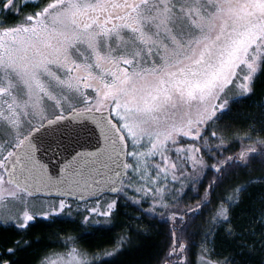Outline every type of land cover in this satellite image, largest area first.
Returning a JSON list of instances; mask_svg holds the SVG:
<instances>
[{"label":"snow or ice","instance_id":"1","mask_svg":"<svg viewBox=\"0 0 264 264\" xmlns=\"http://www.w3.org/2000/svg\"><path fill=\"white\" fill-rule=\"evenodd\" d=\"M258 84L264 0H0V225L18 234L0 264H54L24 237L77 222L70 199L82 232L55 242L99 235L100 250L70 247L63 264H114L159 224L170 244L156 264L197 236L199 264H264Z\"/></svg>","mask_w":264,"mask_h":264},{"label":"trees","instance_id":"2","mask_svg":"<svg viewBox=\"0 0 264 264\" xmlns=\"http://www.w3.org/2000/svg\"><path fill=\"white\" fill-rule=\"evenodd\" d=\"M41 2L43 3V0H41ZM260 95H264V84L257 85V96L259 97ZM244 143L248 142L244 141ZM233 151H239V144L233 149ZM254 175L259 176L260 172L258 171ZM209 178H211V175ZM205 184H207V180H205ZM200 191L203 193V189ZM198 200L199 197H192L191 199L186 197L183 205L194 206ZM73 202L76 203V201ZM245 207L248 209L244 215L245 222L247 221L250 213H255L257 217L259 216L261 204L258 198L246 200ZM121 211L131 212L133 215L140 214L135 208H122ZM73 217L76 218L77 222H58L56 225L51 227H48L43 223H37L36 225L30 227L28 236L24 238L30 239L40 236L41 243L39 247L30 250L29 256L38 252L40 254L38 258L43 259L45 256H49L51 253L64 251L70 246L79 247L82 250L89 251L90 253L99 251L100 249L95 246L96 242L101 238L99 235L95 237L85 236L83 239L77 241L75 245L69 243L67 247H65L62 242H55L67 236L76 237L82 232V228L79 224V221L82 220V216H76L75 214ZM122 219H124V217H117L118 221ZM201 222V219L198 217L196 223L199 224ZM133 224L135 225V222H133ZM167 228V224H159L158 228L153 231L150 239L141 241V247L131 248L117 257L114 264H156V260L159 257H163L164 253L169 250L168 245L170 244V240H168ZM122 231L123 230L118 224L117 227L113 228L112 232L109 233V236L115 237L118 234H121ZM16 238H18V234L15 233L11 228L5 229L2 225H0V250L10 247L12 240ZM195 241L196 244L191 248L190 251L182 253L181 255L173 256L172 261L175 262V264H185V262L186 264H197V260L200 257L199 236L195 237ZM101 247L110 250L111 244H103ZM157 253H159V257H157ZM28 258L29 257H24V259ZM209 258L213 259L214 257Z\"/></svg>","mask_w":264,"mask_h":264},{"label":"rangeland","instance_id":"3","mask_svg":"<svg viewBox=\"0 0 264 264\" xmlns=\"http://www.w3.org/2000/svg\"><path fill=\"white\" fill-rule=\"evenodd\" d=\"M153 175H154V173H153ZM175 187L177 189H179L180 188V185L179 184H176ZM44 199H46L49 204H51L52 202H56L58 204V202H59V198L43 197V196H41L38 199L32 201V204L34 206V210L35 211L42 210V208H41V200H44ZM185 200H186V198L181 202V204H180L181 207H184L183 202ZM67 202L72 205V216H74L76 214V210H77L78 207L79 208H83V205H77V203H75V202H73L71 200H69ZM90 203L91 204H95V201H91ZM148 206H149L148 203H145L144 205H142V207H144V208H147ZM102 210H103L102 208L101 209H98V211H102ZM157 211L158 212L159 211H162V209H158ZM66 212H67V210H66ZM84 215H87V213L86 212H81L80 216H82V220H83V216ZM70 247H74V246H70ZM67 250H68V248L66 250H64V251H61V252L51 253L49 256H47V258L50 259L51 261H53L54 264H63L64 261H67L68 260V256L66 255ZM200 258L201 257L198 258L197 264H199Z\"/></svg>","mask_w":264,"mask_h":264},{"label":"water","instance_id":"4","mask_svg":"<svg viewBox=\"0 0 264 264\" xmlns=\"http://www.w3.org/2000/svg\"><path fill=\"white\" fill-rule=\"evenodd\" d=\"M65 114H67V113H65ZM47 197H56V198H59V194L53 193V194L48 195ZM70 200H74V199H70Z\"/></svg>","mask_w":264,"mask_h":264}]
</instances>
